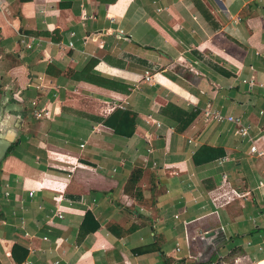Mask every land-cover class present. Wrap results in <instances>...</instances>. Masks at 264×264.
I'll list each match as a JSON object with an SVG mask.
<instances>
[{
  "label": "crops",
  "instance_id": "1",
  "mask_svg": "<svg viewBox=\"0 0 264 264\" xmlns=\"http://www.w3.org/2000/svg\"><path fill=\"white\" fill-rule=\"evenodd\" d=\"M3 115L0 264H264V0H0Z\"/></svg>",
  "mask_w": 264,
  "mask_h": 264
},
{
  "label": "built area",
  "instance_id": "2",
  "mask_svg": "<svg viewBox=\"0 0 264 264\" xmlns=\"http://www.w3.org/2000/svg\"><path fill=\"white\" fill-rule=\"evenodd\" d=\"M152 77L147 75L146 76V80H151ZM244 82H247V81H244ZM250 84L253 85L255 84V81L251 80L250 81ZM263 114V112H262ZM37 116L40 118L42 116H48V113H39L37 114ZM204 117L206 120H216L218 122H224V121H228L230 123H233V124H236L238 127H239V134L241 137L245 138L249 135V128L248 126L244 125L242 119L240 117H237V116H225V115H222L221 113L217 112V111H205L204 112ZM251 151L255 154H257L260 158L263 159V162H264V151H260L258 149V147L256 145H253L252 148H251ZM263 185V183H262ZM29 195L32 197L34 195V192H30ZM60 218H63V216H60ZM26 264H31V262H27Z\"/></svg>",
  "mask_w": 264,
  "mask_h": 264
},
{
  "label": "water",
  "instance_id": "3",
  "mask_svg": "<svg viewBox=\"0 0 264 264\" xmlns=\"http://www.w3.org/2000/svg\"><path fill=\"white\" fill-rule=\"evenodd\" d=\"M20 127L21 118H17L11 125L6 124L4 115L0 118V173L2 161L6 157L11 145L15 142Z\"/></svg>",
  "mask_w": 264,
  "mask_h": 264
},
{
  "label": "trees",
  "instance_id": "4",
  "mask_svg": "<svg viewBox=\"0 0 264 264\" xmlns=\"http://www.w3.org/2000/svg\"><path fill=\"white\" fill-rule=\"evenodd\" d=\"M107 123H108V121H106ZM189 123V122H188ZM12 149H13V147L12 148H10V150L8 151V153H7V156H8V154L12 151ZM141 251H145V250H141ZM18 252H20V254L22 255V258L21 259H19L18 257H17V253ZM26 254H27V251L23 248V247H21L20 245H15L14 247H13V255L15 256V259H16V261L18 262V263H21V261H23L24 260V258L26 257Z\"/></svg>",
  "mask_w": 264,
  "mask_h": 264
}]
</instances>
